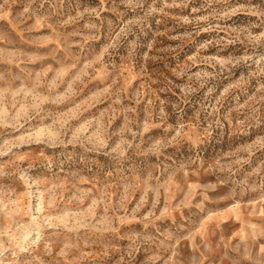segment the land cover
I'll use <instances>...</instances> for the list:
<instances>
[{
  "label": "rangeland",
  "instance_id": "374dc122",
  "mask_svg": "<svg viewBox=\"0 0 264 264\" xmlns=\"http://www.w3.org/2000/svg\"><path fill=\"white\" fill-rule=\"evenodd\" d=\"M0 264H264V0H0Z\"/></svg>",
  "mask_w": 264,
  "mask_h": 264
}]
</instances>
